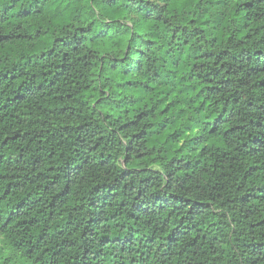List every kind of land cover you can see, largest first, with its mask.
<instances>
[{"label":"clouds","instance_id":"9594fccd","mask_svg":"<svg viewBox=\"0 0 264 264\" xmlns=\"http://www.w3.org/2000/svg\"><path fill=\"white\" fill-rule=\"evenodd\" d=\"M0 264H264V0H0Z\"/></svg>","mask_w":264,"mask_h":264}]
</instances>
